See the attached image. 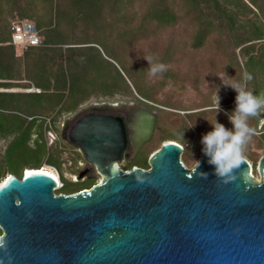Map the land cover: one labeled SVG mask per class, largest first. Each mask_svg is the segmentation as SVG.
Here are the masks:
<instances>
[{
    "label": "water",
    "instance_id": "water-1",
    "mask_svg": "<svg viewBox=\"0 0 264 264\" xmlns=\"http://www.w3.org/2000/svg\"><path fill=\"white\" fill-rule=\"evenodd\" d=\"M156 116L137 107L129 134L110 114L88 112L70 125L67 139L100 175L89 188L55 193L56 179L38 170L1 179L0 264H264V154L258 178L245 158L228 183L203 146L197 171L207 178L172 140L148 168H119L128 141L134 154L151 139Z\"/></svg>",
    "mask_w": 264,
    "mask_h": 264
},
{
    "label": "rangeland",
    "instance_id": "rangeland-1",
    "mask_svg": "<svg viewBox=\"0 0 264 264\" xmlns=\"http://www.w3.org/2000/svg\"><path fill=\"white\" fill-rule=\"evenodd\" d=\"M46 1L41 2L43 8L45 6L49 8L48 12H44L40 17L44 30L51 34L55 42L68 43V46H65L66 50L64 46L62 50L70 54L73 48L79 56L77 67L71 66L66 56L61 59L66 74L64 97L73 96L75 91L77 97L84 96L87 99L74 110L58 115L54 125L46 120L47 125L51 126L50 130L46 129L44 133L46 146L54 162L59 164V168L44 161L40 167L54 172L57 177L61 172L68 181L83 182L91 179L94 184L100 180V175L84 159L80 149L67 139L64 130L69 123H73L74 116L81 108L87 109L89 104L94 102H107L113 105L129 101L147 102L154 106L157 116L158 113H162L154 126L151 139L143 148L146 160L165 141V138L171 136L181 143L183 147L181 159L187 167H191L192 159L198 160L203 146L202 136L212 130L210 122L216 119L226 128L233 127L228 116L235 109L236 92L226 85H235L242 81L245 74L243 69L245 55L242 49L249 43L235 46L233 32L236 30H230L225 19L220 17L213 7L203 10L205 20L211 23L212 28L202 45L198 47L192 45L193 41L197 43L203 39V36L199 35V29H196L197 26L190 25L194 23L193 20L198 19L193 10L184 5L183 0H166L174 10L175 22L170 26L159 28L154 35L149 33V38L144 39L149 45L141 41L137 47H134L136 45L132 46L131 23L116 21L119 0L117 2L116 0ZM245 1L255 9L257 20L253 19V23L260 31L262 27L264 28V0ZM149 2L150 0H136L124 10L127 18L133 20V25L137 23L136 18H140V14L145 11ZM30 11H23V13L28 14L34 21L33 10L30 9ZM134 13L135 17H133ZM15 14V12L9 13L8 18L14 19ZM168 39L175 43V49L166 59L161 53L162 45ZM263 42L251 41L250 44L258 46ZM150 43H154L157 47L154 55L149 54L151 53V48L148 47ZM153 57L167 67L166 71L157 76L149 74V62L146 58ZM137 66L142 67L143 72ZM140 73H142L141 81L152 88V98H144L136 92L140 85L137 79ZM256 81L259 86L257 94H259L264 91L262 71L256 73ZM29 86L31 85L21 80L18 81L17 86L5 89L28 92L25 89ZM251 86L252 84L248 82V87L252 90ZM77 87L80 90L77 91ZM112 92L114 94L109 96ZM216 95L219 98L218 112H215ZM205 105L210 106L209 109L197 110ZM248 123L254 132L246 144L245 158L251 164L252 174L258 178L256 164L260 156L264 154V137L262 136L264 118L256 115L250 117ZM34 136L32 135V138ZM8 140L9 138H0V154ZM140 158L141 154L137 156V159ZM12 162L15 166L18 164L15 161ZM119 166L126 167L123 161ZM23 170L22 168L21 172ZM82 170H85V173L78 178ZM7 174L12 173H6L5 176Z\"/></svg>",
    "mask_w": 264,
    "mask_h": 264
},
{
    "label": "trees",
    "instance_id": "trees-1",
    "mask_svg": "<svg viewBox=\"0 0 264 264\" xmlns=\"http://www.w3.org/2000/svg\"><path fill=\"white\" fill-rule=\"evenodd\" d=\"M41 2L47 1L0 0V88L15 87L18 85V81L24 80L27 85L39 89L38 92L0 91V138H9L0 154V180L4 178L6 173H12L16 177H20L22 168L39 169L43 161L59 168V164L54 162L49 153V148L46 146L44 133L46 129L50 130L51 128L50 125H47V121L54 125L58 115L74 110L87 99L84 96L77 97L75 91L73 96L64 97L66 74L61 59L66 56L69 59V64L77 67L79 56L72 47L70 54L65 52L67 48L65 46H68V43L55 42L51 34L44 30V24L40 17L44 12H48L49 8L47 6L43 8ZM134 2L136 0H119V10H116V21L118 23H131L132 46L136 45L134 47H137L141 41L149 45L148 41L144 40L149 38V33L154 35L159 28L170 26L176 20L174 10L166 0H150L145 11L140 14V18H136L138 19L137 23L133 25V20L127 18L124 10ZM183 2L190 10H193L195 17L198 18L197 21L193 20L194 23L197 22V25L194 23L190 25L197 26L196 29H199V35L203 36L202 41L197 43L193 41V46L202 45L211 31L212 25L208 20H205L203 11L204 8L208 9V7H213L217 14L225 19L230 30H236L233 32L235 46L249 43L248 46H244L242 49L245 55L243 69L245 74L250 73L252 75L251 87L257 94L259 86L256 84V73L258 71L264 73V42L258 46L252 45L250 42L264 41V28L262 27L258 31L259 28L253 23V19H256L255 9L245 0H183ZM30 9L33 10V22L42 37V43L38 46L28 47L21 54H17L15 47L10 43L11 29L8 15L15 12L18 18H29L28 14H24L23 11L31 12ZM135 13L133 17L136 16ZM174 44L170 39L167 42L165 40L164 45H162L163 52L161 53L164 58L170 57L172 50L175 49ZM63 46L65 50L61 49ZM148 47L151 48L149 54L153 53L154 55L157 47L154 43H150ZM137 67L143 72L142 67ZM141 74L137 76L140 85L136 92L144 98H152V88L141 81ZM77 88V91L80 90L79 87ZM126 92L129 91L126 90ZM113 94L112 92L109 96ZM140 103L149 106L153 110L155 109L153 105L147 102ZM161 116L162 113H158L155 124L158 123ZM32 135H35L34 138H32ZM262 136L264 137V134ZM31 140L32 144H30ZM164 140H172L181 145L179 141L171 136ZM146 144L147 142L144 146ZM144 146L140 150L141 158H136L132 163L127 164L125 169H130L134 165L148 168L146 155L143 153ZM12 161L18 164L15 166ZM58 179L60 186L54 189L55 193L68 194L83 188H89L92 185L91 179L83 182L68 181L62 176L61 172Z\"/></svg>",
    "mask_w": 264,
    "mask_h": 264
},
{
    "label": "clouds",
    "instance_id": "clouds-1",
    "mask_svg": "<svg viewBox=\"0 0 264 264\" xmlns=\"http://www.w3.org/2000/svg\"><path fill=\"white\" fill-rule=\"evenodd\" d=\"M146 59L149 62V74L151 76H157L167 70L166 65L156 60V58ZM252 79V75L246 73L241 82L235 85H226L236 92L235 109L228 116L233 127L231 129L226 128L224 124L216 119L214 122L209 121L212 130L206 132L201 138L202 151L207 156L208 163L214 166L215 176L223 183L235 180L237 171L245 162V147L254 132L249 126V118L264 112V91L256 94L249 89L248 82ZM219 110V98L216 95L215 112ZM192 160L191 172L207 178L208 173L197 171L200 161ZM2 245L3 239L0 238V246Z\"/></svg>",
    "mask_w": 264,
    "mask_h": 264
},
{
    "label": "flooded vegetation",
    "instance_id": "flooded-vegetation-1",
    "mask_svg": "<svg viewBox=\"0 0 264 264\" xmlns=\"http://www.w3.org/2000/svg\"><path fill=\"white\" fill-rule=\"evenodd\" d=\"M89 105H90L89 108H87V109L81 108V110H79V112L74 116L75 117L74 121L79 116H81L82 114H85L88 112L121 116L123 119L127 134H129L131 132V130L128 126V119L134 114L137 107L149 108V109L153 110L152 108H150L147 105H144V104L139 103V102H133V101H129V102H125V103H117L115 105L108 104L107 102H94V103H90ZM209 107L210 106L205 105L203 107H200L197 110H205V109H209ZM262 114H263V112H260L258 115H260L262 118H264V116ZM70 125H71V123H69L66 127H64V130L66 131V133H67V130L70 127ZM154 126H155V124H154ZM153 131H154V129H153ZM152 135H153V133H152ZM143 146H144V144L141 145L140 148L133 154L132 145H131L130 141H128L125 149L123 150L121 157L117 160L118 166L121 164L122 161L124 162V165L132 163L137 158V156H139L140 150ZM119 168L125 169V168H122L120 166H119Z\"/></svg>",
    "mask_w": 264,
    "mask_h": 264
},
{
    "label": "built area",
    "instance_id": "built-area-1",
    "mask_svg": "<svg viewBox=\"0 0 264 264\" xmlns=\"http://www.w3.org/2000/svg\"><path fill=\"white\" fill-rule=\"evenodd\" d=\"M10 29V43L18 52H22L28 47L38 46L42 43V37L39 35L33 20L28 17H14V19L10 20ZM25 90L28 92L38 91V89L32 85ZM58 186H60V184H57V187Z\"/></svg>",
    "mask_w": 264,
    "mask_h": 264
},
{
    "label": "bare ground",
    "instance_id": "bare-ground-1",
    "mask_svg": "<svg viewBox=\"0 0 264 264\" xmlns=\"http://www.w3.org/2000/svg\"><path fill=\"white\" fill-rule=\"evenodd\" d=\"M25 170H26V171H30V170H38V171H44V172H47V173L51 174V175L56 179L57 184L59 185V179H58L57 175H56L54 172H52V171H50V170H48V169H46V168H44V167H39V169L26 168Z\"/></svg>",
    "mask_w": 264,
    "mask_h": 264
},
{
    "label": "crops",
    "instance_id": "crops-1",
    "mask_svg": "<svg viewBox=\"0 0 264 264\" xmlns=\"http://www.w3.org/2000/svg\"><path fill=\"white\" fill-rule=\"evenodd\" d=\"M15 17H17V14H15L14 15ZM16 50V49H15ZM16 53L17 54H21L22 52H18L17 50H16ZM0 91H7L5 88H0ZM38 91H39V89H38ZM38 91H33V92H38Z\"/></svg>",
    "mask_w": 264,
    "mask_h": 264
}]
</instances>
